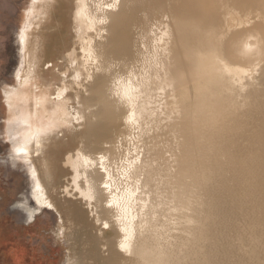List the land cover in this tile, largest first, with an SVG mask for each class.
I'll return each instance as SVG.
<instances>
[{
    "label": "bare ground",
    "instance_id": "1",
    "mask_svg": "<svg viewBox=\"0 0 264 264\" xmlns=\"http://www.w3.org/2000/svg\"><path fill=\"white\" fill-rule=\"evenodd\" d=\"M177 1L185 11H166L165 28L157 38L150 22H143L144 47L137 54L132 46L140 27L135 13L125 9L128 0H76L74 41L58 59L46 57L51 40L41 30L48 28L46 21L41 23L42 10L51 0H34L31 6L38 15L23 24L18 41L24 68L14 75L17 82L3 87L2 96L8 162L22 164L31 185L18 205L32 219L45 206L54 207L52 200L62 196L63 177L70 203L82 197L94 204L114 237L106 238L108 228L98 227L100 247L90 241L81 256L70 257L67 264H96L108 251L115 256L109 264H147L153 243H162L168 235L154 264H248L252 258L245 253L231 260L223 253L228 242L221 233L230 223L224 221L227 207L216 199V184L230 191L235 178L231 169L229 174L223 168L217 172L216 163L219 152L221 157L226 150L235 155L234 147L222 150L221 144L233 136L247 112L252 117L263 112L264 117V92L254 112L245 108L255 93L244 91L246 83L249 89L256 83L252 78L248 82L247 75L264 73V0ZM168 4L174 2H163L158 10ZM176 17L179 26H171L170 18ZM159 45L162 52L157 51ZM153 56L165 66L152 80L146 69ZM161 98L170 108L169 119L156 129L158 134L171 133L174 154L158 169L152 157L131 154L130 136L134 128L140 136L146 134L143 118L157 120L151 104ZM70 118L80 146L62 159ZM50 148L52 157L45 158ZM170 222L177 225L176 234L166 232ZM77 224L70 233L81 229L86 235L87 227Z\"/></svg>",
    "mask_w": 264,
    "mask_h": 264
},
{
    "label": "rangeland",
    "instance_id": "2",
    "mask_svg": "<svg viewBox=\"0 0 264 264\" xmlns=\"http://www.w3.org/2000/svg\"><path fill=\"white\" fill-rule=\"evenodd\" d=\"M52 1L53 4L55 3L54 5ZM130 1L128 0L129 6L125 9H128L131 15L135 13L136 23L140 27L137 29L138 33L135 32L137 39H133L132 48L136 54L139 53L138 48L142 49L144 47L141 34L147 29L143 24L145 20L150 22L148 24L149 30H152L157 38L165 28L163 23L166 22V18H164L166 11L171 10L176 13V8L181 12L185 11V7L182 6V3L179 4L177 0H142V3H139L140 0H133L131 3ZM166 1L169 3L174 2V5H165L161 9L163 11L161 13L158 8ZM33 2L34 0H0V264H67L70 257H72V260L80 257L90 241L93 244L97 242L100 247L98 241L101 238L98 227L108 228L104 233L106 238L113 237V232L109 227L111 225L99 219L94 210V204L85 203L82 197H78L79 199L74 198V201L70 203L67 198L68 193L65 191L67 183L63 180V177L59 180L63 185L61 188L62 196L55 198V200L49 197L55 203L54 207L45 206L34 219L31 218V221H29V214L18 205L19 201L24 200L23 197L29 193L31 185L29 184L28 172L22 164L19 163L14 166L8 162L7 156L10 145L4 141L7 108L4 106L5 99L2 96L3 87L12 85L14 81L17 82L14 75L21 68H24L23 47L18 40H20V34L24 33L25 22L33 18L36 13L35 7L31 6ZM75 2L76 0H51V2L46 3V7L42 10L45 13L42 16L45 17L41 23L46 21L48 28H42L41 30L47 33V38L51 40L49 53L46 52L47 58L58 59V57L66 55L73 44L74 25L72 14ZM34 5L36 4L34 3ZM151 6L153 9L149 8ZM50 10L52 16L47 15ZM30 11L33 13H30ZM28 13L31 16H28ZM36 14L38 15V13ZM178 18H170V25L179 26L181 21ZM169 34L170 30H166V35ZM152 39L153 36L151 35L146 41L151 43ZM63 40L65 41V47L62 46ZM159 43L160 40H158ZM157 48H159L157 51H163L160 45ZM133 50L132 52H134ZM40 54L42 55V53ZM164 66L163 62L161 63L158 58L155 60V56H153L151 66L146 69H149L148 78L152 80L156 78L158 72L162 71ZM250 78L257 84L255 83V87L251 89H249L250 83H246V87H244L246 94L255 93L252 95L250 106H248L250 108L245 109L253 108V111L256 112V103L259 98L263 97L259 94L262 91L264 92V73L261 70L254 77L246 76L248 82ZM157 81L159 82V80ZM165 98L151 104V107L155 108L154 113L157 112L155 117L158 122L156 119L153 121L149 118L150 116H146L143 118L144 127H148L146 131L144 130L146 134L140 136L137 133L138 130L134 128L131 129L130 136L131 154L141 155L143 153L146 158L152 157L158 169L164 168V163L173 159L172 155L174 154L171 133H165L162 130L158 134L159 129L161 130L160 125L165 126L169 119L168 112L170 108L168 110L161 104ZM261 114L263 115V112L258 111V113H255V119L247 112L245 117L241 118L237 131L230 139L224 140V143L221 144V149L225 148L226 145L231 146V148L234 147L235 155L231 153L230 156L227 153L228 150H226V155L221 157L222 154L219 152L217 157L219 160L216 163L219 164L217 172H221L220 170L223 168L229 174L231 169V172L233 170L234 173L232 178H235L230 191L225 185L222 188L223 184H216V199H219L223 206L227 207L224 221L230 223L226 229L227 231L221 233L224 236V241L228 242L226 243L228 244L227 247L224 245L223 253L227 254V257L231 260L238 258L239 254L245 253L246 257L249 254L253 259L258 257L255 261L251 258L248 264H253V262L264 264V123L261 125L264 117L260 116ZM158 125L159 129H156ZM67 126L66 139L69 141V145L61 151L62 159H64L66 153H72L80 146V140L76 137L78 128L73 125L72 118L67 121ZM51 154L50 148L47 155L45 154V158L47 156L52 157ZM32 164L37 166L34 161ZM216 176L218 179L219 174ZM214 177L215 174L211 179H214ZM216 181L214 180L213 183ZM77 223L87 227L86 235L80 231L81 229L70 233ZM171 224V222L167 224L166 232L176 234L178 227ZM121 229V237L126 239V235H124L126 229L124 227ZM74 233L76 234L73 237ZM169 236H167V239L162 240V243L168 241ZM216 241L219 242L217 239ZM162 243H153V253L145 258L147 264H154L155 257L160 254L161 249L158 250V248ZM99 258H102V261H98L96 264H102V262L103 264H109V259L115 260V256L111 251L104 253L103 256L100 254Z\"/></svg>",
    "mask_w": 264,
    "mask_h": 264
},
{
    "label": "snow or ice",
    "instance_id": "3",
    "mask_svg": "<svg viewBox=\"0 0 264 264\" xmlns=\"http://www.w3.org/2000/svg\"><path fill=\"white\" fill-rule=\"evenodd\" d=\"M44 205H46V202H43L41 206H44ZM31 218H32L31 215H29V221H31Z\"/></svg>",
    "mask_w": 264,
    "mask_h": 264
}]
</instances>
